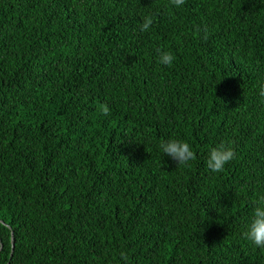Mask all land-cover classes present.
Listing matches in <instances>:
<instances>
[{
	"label": "trees",
	"instance_id": "trees-1",
	"mask_svg": "<svg viewBox=\"0 0 264 264\" xmlns=\"http://www.w3.org/2000/svg\"><path fill=\"white\" fill-rule=\"evenodd\" d=\"M261 196L264 0H0V264H264Z\"/></svg>",
	"mask_w": 264,
	"mask_h": 264
},
{
	"label": "clouds",
	"instance_id": "clouds-1",
	"mask_svg": "<svg viewBox=\"0 0 264 264\" xmlns=\"http://www.w3.org/2000/svg\"><path fill=\"white\" fill-rule=\"evenodd\" d=\"M187 0H172V4L183 7ZM154 24V18L148 16L144 19L141 31L148 32ZM175 56L169 51H162L158 57V63L163 66H172ZM159 150L180 166H190L197 159V153L192 145L180 138L162 141L158 145ZM237 157V151L231 142L220 143L212 147L208 153L207 168L213 173H222ZM244 238L254 247L264 250V196L257 199L253 212L247 221ZM123 260L127 261V255L122 254Z\"/></svg>",
	"mask_w": 264,
	"mask_h": 264
},
{
	"label": "water",
	"instance_id": "water-1",
	"mask_svg": "<svg viewBox=\"0 0 264 264\" xmlns=\"http://www.w3.org/2000/svg\"><path fill=\"white\" fill-rule=\"evenodd\" d=\"M0 222H3V221H1L0 220ZM0 241H1V239H0ZM13 246H14V249H13V254H12V258H13V256H14V251H15V247H16V239H15V234L13 233ZM3 248H4V246L2 245V247H1V250L0 251H2L3 250ZM11 264V263H10Z\"/></svg>",
	"mask_w": 264,
	"mask_h": 264
}]
</instances>
